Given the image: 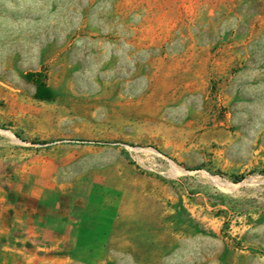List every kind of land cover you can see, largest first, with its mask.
Segmentation results:
<instances>
[{
	"label": "rangeland",
	"instance_id": "1",
	"mask_svg": "<svg viewBox=\"0 0 264 264\" xmlns=\"http://www.w3.org/2000/svg\"><path fill=\"white\" fill-rule=\"evenodd\" d=\"M1 205V264H264V0H0Z\"/></svg>",
	"mask_w": 264,
	"mask_h": 264
},
{
	"label": "trees",
	"instance_id": "2",
	"mask_svg": "<svg viewBox=\"0 0 264 264\" xmlns=\"http://www.w3.org/2000/svg\"><path fill=\"white\" fill-rule=\"evenodd\" d=\"M44 77V72L41 71H29L26 73V78L32 81L36 85L35 97L40 100H50L55 96L54 90L49 87L42 78Z\"/></svg>",
	"mask_w": 264,
	"mask_h": 264
},
{
	"label": "crops",
	"instance_id": "3",
	"mask_svg": "<svg viewBox=\"0 0 264 264\" xmlns=\"http://www.w3.org/2000/svg\"><path fill=\"white\" fill-rule=\"evenodd\" d=\"M17 220L23 224L24 222L30 224L33 221L30 219V217L18 218ZM6 223H7V217L4 215V207L3 205H1L0 206V240L2 238L9 236V226L8 225L6 226ZM14 252L15 250L13 247L0 243V256L11 255Z\"/></svg>",
	"mask_w": 264,
	"mask_h": 264
},
{
	"label": "bare ground",
	"instance_id": "4",
	"mask_svg": "<svg viewBox=\"0 0 264 264\" xmlns=\"http://www.w3.org/2000/svg\"><path fill=\"white\" fill-rule=\"evenodd\" d=\"M215 181L217 182V183H219L221 186L222 185H224V183H222L219 179H215ZM234 185V184H233ZM229 186H231L230 184H229ZM233 187V186H232Z\"/></svg>",
	"mask_w": 264,
	"mask_h": 264
}]
</instances>
